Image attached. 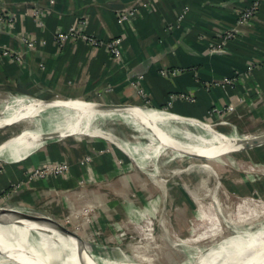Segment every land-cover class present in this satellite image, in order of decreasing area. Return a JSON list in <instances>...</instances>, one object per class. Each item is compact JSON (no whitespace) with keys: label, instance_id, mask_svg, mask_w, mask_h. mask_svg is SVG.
Returning a JSON list of instances; mask_svg holds the SVG:
<instances>
[{"label":"crops","instance_id":"obj_1","mask_svg":"<svg viewBox=\"0 0 264 264\" xmlns=\"http://www.w3.org/2000/svg\"><path fill=\"white\" fill-rule=\"evenodd\" d=\"M253 2L258 4L253 18L239 25L237 11ZM31 10L41 11V16L35 20ZM121 14L129 16L120 21ZM79 24L83 28L78 31L103 41L119 37V58L80 40L55 44L59 32ZM225 30H234V39L223 52L211 53L208 47ZM26 39L33 42L32 48ZM0 47L12 52L0 57V111L12 97L24 96L140 104L138 84L148 106L168 107L163 112L181 117L188 126L209 123L227 137L264 131V0H0ZM224 78H231L232 85L223 84ZM178 94L190 100L175 99L167 105L170 96ZM227 107L231 111L222 118ZM78 142V149L59 145L52 154L43 147L5 164L0 172V204L55 217L49 193L75 192L71 180L80 176L77 160L86 152L93 157V177L101 171L114 173L117 150L98 139ZM51 156L69 161L66 179L11 190L27 167ZM60 199L58 207L63 204Z\"/></svg>","mask_w":264,"mask_h":264},{"label":"rangeland","instance_id":"obj_2","mask_svg":"<svg viewBox=\"0 0 264 264\" xmlns=\"http://www.w3.org/2000/svg\"><path fill=\"white\" fill-rule=\"evenodd\" d=\"M27 100L33 101L32 98L12 97L7 106L23 104ZM229 111L231 108L228 107L221 111L222 118ZM29 125V119L18 118L7 126L9 128H1L0 144ZM204 125L226 136L211 124ZM187 126L184 121L175 125L167 123L166 129L172 136L184 128L197 136L205 135L201 127ZM103 128L130 144L147 143L136 129L118 119L104 122ZM60 134L45 141L29 155L40 152L43 147L53 154L59 145L78 149V141L87 139L101 140L108 149L111 147L120 153L119 158L114 159L117 167L114 173L101 171L99 174L102 176L97 174L95 177L90 172L93 157L89 152L83 153L77 160L80 176L71 180L72 186L76 181L75 192L66 193L64 190L60 194L58 190L51 189L49 193L56 212L54 218L75 232L84 245L104 261L111 264L116 261L127 264H194L201 253L222 239L245 229L264 228V213L254 219L249 218L264 204V142L256 143L250 149L240 148L244 141L264 137V131L230 137L241 140L215 151L217 157L249 150L251 153L246 156L232 158L231 153L207 160L191 155L189 146L179 144L188 152L177 145L170 146L156 161L145 163L144 168L139 165L137 157L122 150L116 141L72 132ZM251 150L256 151L252 153ZM101 152L108 151L102 149ZM101 152L94 154L100 156ZM176 153L185 157H175ZM198 155L204 156L199 152ZM17 161H0V172L5 164ZM199 164L203 165L201 169L195 166ZM69 171L70 163L64 156L60 160L51 156V159L46 158L27 167L23 178L9 187L14 190L30 183H48L52 178L66 179ZM4 197L1 194V203ZM61 197L63 204L58 207ZM208 212L218 219L220 229L215 235L201 238L202 232L211 225L205 220ZM247 217L246 221H238ZM242 224L246 226H239Z\"/></svg>","mask_w":264,"mask_h":264},{"label":"bare ground","instance_id":"obj_3","mask_svg":"<svg viewBox=\"0 0 264 264\" xmlns=\"http://www.w3.org/2000/svg\"><path fill=\"white\" fill-rule=\"evenodd\" d=\"M47 105L53 108L40 110L39 107L43 105L33 101L28 106H21L23 109L19 112L0 119V129L6 128L18 118L29 119L31 122V125L0 144V161H19L37 150L51 137L68 132L76 135L101 136L116 141L122 150L139 159V165L142 168L145 167V163L156 161L159 155L164 154L170 146L187 145L193 153L179 147L193 156L213 160L216 159L215 151L217 149L228 147L241 140V138H230L217 134L204 124L198 126L204 130L205 135L197 136L184 128L182 131H175V135L172 136L166 129V124H180L184 120L157 109L117 104L96 106L80 100H56ZM148 110H152V112ZM116 119L136 129L147 139V143L145 145L130 144L103 128L104 122ZM184 123L186 122L184 121ZM262 142H264V137L251 139L244 141L240 148ZM198 152L204 156L198 155ZM174 156L185 157L180 153H176ZM195 166L201 169L203 165ZM263 213L264 204L261 205L258 212H252L249 218L254 219ZM247 219L248 217L239 218L238 221L243 222ZM205 220L209 221L211 225L208 230L202 232L201 238L215 235L220 229L218 219L209 212ZM9 263L111 264L97 257L76 235L65 234L48 223L19 219L8 213H1L0 264ZM112 264L127 263L116 261ZM194 264H264V228L245 229L232 237L222 239L201 253Z\"/></svg>","mask_w":264,"mask_h":264},{"label":"built area","instance_id":"obj_4","mask_svg":"<svg viewBox=\"0 0 264 264\" xmlns=\"http://www.w3.org/2000/svg\"><path fill=\"white\" fill-rule=\"evenodd\" d=\"M257 8H258L257 2H253L250 5L246 6L245 8L237 11L238 24L242 25V24L249 22L253 18ZM41 13L42 12L38 11V10H31L29 14L32 15L36 20V18H39L41 16ZM128 16H129V14H121L119 17V20L122 21V20L126 19ZM35 22H37V21H35ZM39 22H40V20H39ZM78 27L83 28L82 24H79V25L70 26L66 31L59 32L55 37V44L58 47H60L64 41L80 40L83 43H85L89 46H92V47L105 48L107 50V52L109 53V55L111 56V58H113V59L119 58V56H120L119 44L121 42V39L119 37L112 38V39L107 40V41H103L94 35H90L86 32H81L80 30L78 31L77 30ZM234 37H235V31L234 30L222 31L221 34H219L217 40L210 44V46L208 47V50L211 53L223 52L225 49L226 43L229 40L234 39ZM25 41H26L27 47H29V48L33 47V42L29 41L28 39H26ZM1 56H12V52L7 47H0V57ZM162 73H164V72H162ZM172 74H175V72L169 73V75H172ZM222 83L223 84L232 83V79L224 78L222 80ZM135 88L137 89L138 97L140 98L141 103L145 107H147V102L144 100L143 91L139 89L138 84H135ZM182 98H185L186 100H190L189 96H186L184 94L171 95L169 98L168 104H171L172 101L175 99H182Z\"/></svg>","mask_w":264,"mask_h":264},{"label":"water","instance_id":"obj_5","mask_svg":"<svg viewBox=\"0 0 264 264\" xmlns=\"http://www.w3.org/2000/svg\"><path fill=\"white\" fill-rule=\"evenodd\" d=\"M56 100H81L83 102H88V103H92L96 106H103L106 104H117V105H122V106H139L145 109H151L150 107H145L142 103L140 104H134L132 102L129 101H125V100H120V99H104V98H93V99H87V98H77V99H55V100H40V99H33L34 102H38L41 103V107H39L40 110L43 109H52L53 107L48 106L47 104L56 101ZM32 102H26L15 106H7V108L5 110L0 111V119H3L6 116H9L11 114L16 113L17 111L19 112L20 110L23 109V107L21 106H28L30 104L33 103ZM141 102V100H140ZM227 137V136H226ZM254 145H257L256 143L247 145L245 147V149H250L251 147H253ZM252 153H254L256 150H251ZM233 153L230 157L232 158H238V157H242V156H246L249 155V153H251L249 150L242 152V153H237V152H231ZM231 153H227V154H231ZM224 154V155H227ZM224 155H219L215 158L218 157H222ZM197 158H202V157H197ZM203 159V158H202ZM206 159V158H204ZM3 213H8L10 216H16L19 219H26L29 221H34V222H44V223H48L50 225H53L55 228H57L58 230H60L61 232L65 233V234H69V235H76L77 237H79L75 232H73L72 230H69L64 224H62L61 222H59L56 218L54 217H49V216H45V215H41V214H34V213H27V212H23V211H19L16 209H11V208H5V207H0V214Z\"/></svg>","mask_w":264,"mask_h":264}]
</instances>
